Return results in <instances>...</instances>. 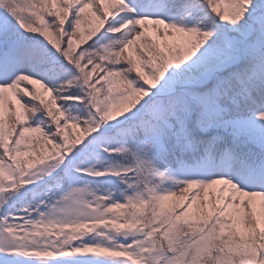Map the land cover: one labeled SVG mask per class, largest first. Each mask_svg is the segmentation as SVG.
<instances>
[{"label":"snow or ice","instance_id":"1","mask_svg":"<svg viewBox=\"0 0 264 264\" xmlns=\"http://www.w3.org/2000/svg\"><path fill=\"white\" fill-rule=\"evenodd\" d=\"M0 264H264V0H0Z\"/></svg>","mask_w":264,"mask_h":264}]
</instances>
